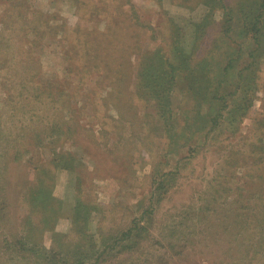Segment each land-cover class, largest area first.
<instances>
[{
    "label": "rangeland",
    "instance_id": "1",
    "mask_svg": "<svg viewBox=\"0 0 264 264\" xmlns=\"http://www.w3.org/2000/svg\"><path fill=\"white\" fill-rule=\"evenodd\" d=\"M207 1L0 0V162L8 151L6 148L26 146L30 134H44L58 118L80 122L95 130L102 141L103 130H110L111 136L118 137L127 125L128 133L123 134L129 137L138 129L134 120L138 123L145 115V120H151L141 130L148 136L145 148H149L143 161L138 157L139 143L135 141L138 148L134 150V187L124 185L125 182L110 176L108 171L99 173L94 161L87 158L90 175L81 194L75 191L74 172L56 171L54 194L64 202L65 214L53 230L45 232L42 242L47 250L54 249L56 234L61 239L60 248L64 247L60 251L79 247L67 242H78L71 216L76 198L81 196L100 208L92 212L86 232L96 242L95 249L90 242H84L80 248L88 254L79 253L81 260L89 256L87 259L93 261L94 251L103 254L105 247L100 234L120 233L132 225H142L143 221V225L151 226L147 236L134 231L131 235H121L123 238L107 237L110 258H114L110 264L119 261L121 264H264V41L256 47L260 48L256 59H248L247 53L255 48L253 43L241 33L229 34L225 29V3L233 5L240 0H220L223 3L211 0L210 4ZM111 4L120 7L111 8ZM243 13L238 15H247ZM197 25L200 32H196ZM176 28H180L175 38L177 48L187 50L188 60H177L179 70L188 66L196 52L195 56L209 57L203 66L205 74L219 71L222 76L218 64L224 54L236 50L239 53L243 48L242 59L236 65L258 66L260 89L249 92L254 106L230 139L219 135L217 140L204 143L199 154L193 149L189 151L193 144L187 140L191 136L179 141L180 148L183 146L180 152L163 160L161 169L174 170L187 157L189 162L181 170L178 185L162 200L153 188L158 183L152 185L150 176L156 165L154 154L162 153L166 139L163 131L154 129L160 124L159 117L152 107L141 104L135 84L140 61L160 48H169ZM201 50L206 51L200 55ZM117 73L127 75L126 82L119 84L118 89L126 87L132 93L133 102L131 95L120 96L133 103L130 104L139 114L136 117L124 110L120 113L116 107L119 98L113 95L116 92L110 95L111 82L121 78ZM235 82L226 77L217 89L222 87L221 94L225 96L233 92ZM172 102V107L181 113L186 101L179 97L178 91ZM223 103L215 100L210 108L218 113ZM166 120L169 122V114ZM118 125L121 127L115 129ZM18 132L26 135L18 136ZM70 145H66L68 150L74 151ZM24 151L26 160L30 152ZM41 154L45 161L51 162L53 148L47 144ZM165 163L168 166L163 167ZM26 173L24 166L15 167L14 184L9 188L12 195L9 212L14 221L18 220L19 232L26 229L20 220L28 207L19 201L17 188L27 182ZM3 182L0 181L1 188ZM153 211L154 214L150 213ZM11 230L15 232L12 226ZM115 242L118 245H112ZM2 244L0 264H15L7 256L6 243Z\"/></svg>",
    "mask_w": 264,
    "mask_h": 264
},
{
    "label": "trees",
    "instance_id": "2",
    "mask_svg": "<svg viewBox=\"0 0 264 264\" xmlns=\"http://www.w3.org/2000/svg\"><path fill=\"white\" fill-rule=\"evenodd\" d=\"M207 2L210 4L211 0ZM218 3L223 2L219 0ZM110 6L111 8L119 9L120 4L117 6L111 4ZM223 8L226 13L225 29H227V33H241L242 36L247 37L250 43L255 46L247 53V58L256 59V55L260 50V48L256 47L260 46L261 42L264 41V1L240 0L233 5L225 3ZM243 11V14L247 15H238L239 12L242 13ZM179 29H175L169 48H160L140 61L135 84L141 104L152 107L159 117L160 124L159 126L156 125L154 129L163 131V136L166 139V144L161 154H154V150L152 152L157 158L156 165L150 176L152 185L155 186L158 183L153 188H155L157 193H160V199L162 200L172 191L174 186L178 185L179 177L182 174L181 170L189 162L187 157L180 160L174 170L161 169V165L164 163L163 160L180 152L183 146L180 148L179 141L184 138L189 139V136H191L187 140V143L193 144L192 147L189 146V151L193 149L199 154L205 144H209L212 140H217L219 135L230 139V135L235 133V128L240 127L254 106V98H251V93L249 94V92L259 91L260 89V85L257 83V73L260 71L258 66L253 67V64H243L245 67L239 68L236 65L242 59L240 54L245 51L243 48L239 53H237V50L233 53L226 52L221 58L218 65L222 71V76H220L221 72L219 71L206 72L205 74L203 66L209 57L204 55L195 56L196 52L192 54L188 66L183 70H179L177 60L188 61L186 58L187 50H181L176 45L178 40L175 38ZM197 30L201 31L200 25H197L196 32ZM205 51L201 50L199 54L201 55ZM246 71L247 74L245 73ZM117 74L121 78L117 77L116 81L113 80L111 82L112 85L108 87L111 91L110 95L116 92L113 95L119 98V106H115L120 113L124 110L130 116L136 117L139 114L135 112L134 107L131 105L133 104L132 93L126 87L118 89L119 84H124V80L126 82L127 75ZM226 77H231L236 82L233 92L224 96L221 94L222 87L218 89L217 87L218 83ZM176 91H178L179 97L184 102L186 101L181 106V113H179V109L176 110V107H172ZM50 93L53 95V90ZM66 94H70L69 91ZM120 94L123 96L125 94L126 96L131 95L132 102L125 101ZM215 100L224 102L222 110H219L218 113H214V110L210 108L214 107L213 102ZM127 103L129 106H127ZM168 114L169 122L166 120ZM144 117L139 118L138 123L129 119V121H133L134 126L138 127L131 136L126 137L123 134V132L128 133V129L126 130L128 127L125 125L126 128L122 127L118 137L111 136V133L109 134L110 130L100 132L104 138L103 141L95 130L84 126L80 122H71L58 118L44 134L38 132L30 134L29 138L31 139L26 140V146L13 149L11 146L6 148L8 151L3 157V162H0V181L5 183L4 188L0 186V247L3 248L2 243H6L8 248L7 256H10L12 262H15V264H110V261H113L114 258H110V250L107 247L109 242H107V237L109 235L110 238L118 235V237H122L131 235L134 231L141 232L144 236L148 235L151 226L143 225V221L142 225H132L120 233L107 234L105 232L103 235L100 234V239L105 247L103 254L100 253L98 255L94 251L95 257L93 261L87 259L89 256L83 257V260H81L80 254H88L81 251L80 247L84 246L83 243L90 242L92 248L96 243L90 236L91 234L88 233L87 235L86 232H89L88 228L91 223L92 212H97L100 208L92 201H86L81 196H77L76 207L71 218L73 220L74 237L78 242L67 243L79 247L73 250L60 251L64 247L60 248L61 239L59 234H56L57 236L54 239L55 247L52 251L47 250L42 242L45 232L53 230L60 216L65 214L64 202L57 199L54 194L56 171L74 172L76 175L75 191L81 194L82 188L87 181L86 179L90 175L89 165L86 164L87 160H85L87 158L94 161L96 168L100 170L99 173L108 171L110 176L125 182L124 185L134 187L136 178V154L134 150L138 148L135 141L137 142L138 140L139 143L138 157L141 161H143L142 157H145L144 153L149 151V148H145L148 136H144L145 134L143 135L141 130L151 120H145ZM120 127L121 125L115 126V129ZM151 130L153 131V124H151ZM215 133L217 135L216 138ZM20 135H26V133L18 132V136ZM109 136L110 138H108ZM128 138L129 141H127ZM198 138L202 139L203 142H197L196 139ZM0 140H2L1 135ZM46 143L53 148L54 155L51 162H47L42 158L41 150L47 146ZM67 144H71L70 146L74 151L68 150ZM141 144L142 146H140ZM184 145H186L184 147H188L187 144ZM23 147L24 149H22ZM24 150H29L30 152L26 160H24V157H26ZM0 155H2L1 152ZM22 166L27 169L25 176L28 180L24 185L22 184V186L18 187L17 190L19 189L20 194L19 201L25 202L28 208L26 215L20 220L24 222L26 229L19 232L20 224L17 219L14 221L13 216L9 212L11 207L9 196H12L9 188L11 184H14L13 169ZM166 166L168 164L165 163L163 167ZM9 171L11 172L9 173ZM150 213L154 214V211ZM146 214H149V212L146 211ZM140 220L141 218L136 219L134 223ZM10 225L14 227V233ZM116 242L118 243L119 240L116 239ZM116 242L112 245H118ZM0 256H3L1 249ZM122 261L125 262L123 259ZM118 264H121V262L119 261Z\"/></svg>",
    "mask_w": 264,
    "mask_h": 264
}]
</instances>
